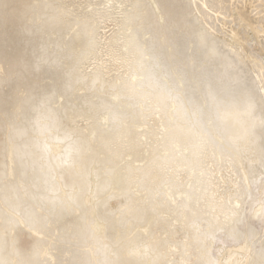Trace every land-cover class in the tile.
Instances as JSON below:
<instances>
[{
	"label": "bare ground",
	"instance_id": "6f19581e",
	"mask_svg": "<svg viewBox=\"0 0 264 264\" xmlns=\"http://www.w3.org/2000/svg\"><path fill=\"white\" fill-rule=\"evenodd\" d=\"M0 264H264V0H0Z\"/></svg>",
	"mask_w": 264,
	"mask_h": 264
}]
</instances>
